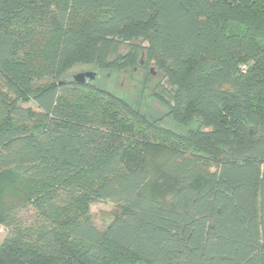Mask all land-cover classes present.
Here are the masks:
<instances>
[{
  "label": "trees",
  "instance_id": "trees-1",
  "mask_svg": "<svg viewBox=\"0 0 264 264\" xmlns=\"http://www.w3.org/2000/svg\"><path fill=\"white\" fill-rule=\"evenodd\" d=\"M144 56L198 130L65 77ZM0 224V264H264V0H0Z\"/></svg>",
  "mask_w": 264,
  "mask_h": 264
},
{
  "label": "rangeland",
  "instance_id": "rangeland-1",
  "mask_svg": "<svg viewBox=\"0 0 264 264\" xmlns=\"http://www.w3.org/2000/svg\"><path fill=\"white\" fill-rule=\"evenodd\" d=\"M127 51L128 48H122V52ZM95 70L96 66L93 63H77L68 70L65 77L74 80V76L78 73ZM156 70L157 76L150 82H148V79L143 80V73L140 69H137L136 73H132V71L131 73L127 72L125 69L103 70L100 72L101 77L93 83L122 97L159 125L182 134L188 133L191 130H198L200 127L197 123H191L187 126L177 124L169 115V107L165 106L157 98L156 93L161 91L160 89L165 84V78L158 69ZM143 151L144 155L147 156L145 165L151 171V179L145 187V191L160 198L164 203H169L174 185L160 169L162 159L167 154V151L162 147L145 148ZM5 197L7 201H11L13 193L10 191L5 192ZM91 211L96 223L101 225L113 218L119 209L110 201H99L92 205Z\"/></svg>",
  "mask_w": 264,
  "mask_h": 264
},
{
  "label": "flooded vegetation",
  "instance_id": "flooded-vegetation-1",
  "mask_svg": "<svg viewBox=\"0 0 264 264\" xmlns=\"http://www.w3.org/2000/svg\"><path fill=\"white\" fill-rule=\"evenodd\" d=\"M156 66L153 65V63L149 62L148 58L146 56H144L140 62L139 65L135 66L133 69L127 68L125 69V71L130 72L132 71V73H136L137 69H140L143 73V80H147L148 82L152 81V79L156 78L157 76V70L158 68H156ZM103 71L102 69L96 68V70L94 71L96 73L95 75V79L94 81H97L98 78H100V72ZM159 72H161V74L164 77V73L163 71L159 70ZM160 76V75H158ZM165 82H166V78H165ZM161 90V89H160Z\"/></svg>",
  "mask_w": 264,
  "mask_h": 264
},
{
  "label": "water",
  "instance_id": "water-1",
  "mask_svg": "<svg viewBox=\"0 0 264 264\" xmlns=\"http://www.w3.org/2000/svg\"><path fill=\"white\" fill-rule=\"evenodd\" d=\"M96 73L94 71L81 72L74 76V80L80 84L87 83L88 81H93L95 79Z\"/></svg>",
  "mask_w": 264,
  "mask_h": 264
},
{
  "label": "built area",
  "instance_id": "built-area-1",
  "mask_svg": "<svg viewBox=\"0 0 264 264\" xmlns=\"http://www.w3.org/2000/svg\"><path fill=\"white\" fill-rule=\"evenodd\" d=\"M4 233V227L0 224V235Z\"/></svg>",
  "mask_w": 264,
  "mask_h": 264
},
{
  "label": "crops",
  "instance_id": "crops-1",
  "mask_svg": "<svg viewBox=\"0 0 264 264\" xmlns=\"http://www.w3.org/2000/svg\"><path fill=\"white\" fill-rule=\"evenodd\" d=\"M0 242H1V239H0Z\"/></svg>",
  "mask_w": 264,
  "mask_h": 264
}]
</instances>
